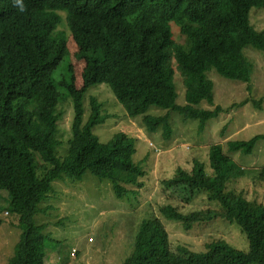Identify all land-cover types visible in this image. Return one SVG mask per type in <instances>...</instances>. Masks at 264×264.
I'll return each mask as SVG.
<instances>
[{
    "label": "trees",
    "instance_id": "trees-1",
    "mask_svg": "<svg viewBox=\"0 0 264 264\" xmlns=\"http://www.w3.org/2000/svg\"><path fill=\"white\" fill-rule=\"evenodd\" d=\"M24 4L21 12L13 0H0V191L8 192L7 211L20 217L23 230L9 264H48L46 236L34 217L51 197L56 180L81 181L90 171L100 180H110L121 199L144 186L139 182L144 171L133 160L135 140L120 132L101 143L94 135V128L111 118L95 96L85 121L88 89L105 85L127 115L142 116L151 131L160 126L172 129L169 114L147 115L153 106L199 120L204 127L224 111L220 106L198 107L205 101L215 105L209 72L251 82L244 49L253 46L264 52V31L250 23L251 10L264 9V0H24ZM61 26L73 39L76 59L58 32ZM77 65L82 66V87L72 74ZM62 67L65 73L55 77ZM177 71L186 89L185 105L177 104ZM69 100L74 120L63 157L58 150L67 139L58 136L64 114L59 106ZM262 101L255 104L261 106ZM261 140L264 135L230 141L228 151L252 154ZM231 164L224 146L212 145L210 167L215 177L196 163L192 171L180 168L165 181L185 185L191 196L207 193L219 209L183 214L164 205L160 212L182 222L188 232L195 224L217 219L235 223L248 239L247 251L223 239L208 244L205 252L192 253L183 246L175 251L162 220L153 216L142 222L134 251L124 264H264V204L250 201L243 191H227Z\"/></svg>",
    "mask_w": 264,
    "mask_h": 264
},
{
    "label": "rangeland",
    "instance_id": "rangeland-1",
    "mask_svg": "<svg viewBox=\"0 0 264 264\" xmlns=\"http://www.w3.org/2000/svg\"><path fill=\"white\" fill-rule=\"evenodd\" d=\"M250 23L257 31H264V9L254 7ZM58 32L64 37L69 54L76 59L72 37L63 26ZM244 55L251 66L249 84L225 79L216 71L208 73L215 84V105L205 101L198 107L215 110L220 106L224 111L204 127L199 120L185 119L178 112L153 106L147 115L169 114L172 129L166 131L164 126H160L151 131L142 116H128L105 85L88 89L84 102L85 121L91 111L90 98L95 96L104 103L111 118L96 126L94 135L101 143L109 142L120 132L135 140L133 160L144 171L139 177L144 186L137 188L135 195L121 199L115 194L110 180H100L90 171L81 181L69 178L56 180L51 197L39 205L40 212L34 217V224L40 226L46 236L48 264H124L134 251L135 238L142 222L153 216L162 220L175 251L183 246L192 253L205 252L206 246L217 239H223L243 251L249 249L246 235L235 223L217 219L195 224L188 232L182 222L169 220L160 212L164 205L174 206L183 214L221 207L217 201H210L205 192L191 196L185 185L165 183L175 177L178 169L192 171L196 163H202L207 174L215 177L210 167V149L217 144L223 145L232 159L227 172V191H243L250 201L264 204V140L258 142L252 154L230 153L227 146L230 141H249L264 135V52L247 46ZM66 63L67 58L62 65L66 66ZM79 65L72 74L76 84L82 87V66ZM63 73L65 69L62 67L55 77ZM175 84L177 104L185 105L186 89L178 71ZM261 99L262 105L257 106L255 102ZM59 108L64 114L58 136L67 139V142L58 153L65 157L68 141L72 137L74 107L69 100L61 103ZM0 196V264H9L16 254L23 230L20 217L7 211L10 201L8 192L0 191ZM76 251L78 253L74 255Z\"/></svg>",
    "mask_w": 264,
    "mask_h": 264
},
{
    "label": "clouds",
    "instance_id": "clouds-1",
    "mask_svg": "<svg viewBox=\"0 0 264 264\" xmlns=\"http://www.w3.org/2000/svg\"><path fill=\"white\" fill-rule=\"evenodd\" d=\"M13 6L17 7L21 12L25 10L24 0H13Z\"/></svg>",
    "mask_w": 264,
    "mask_h": 264
}]
</instances>
